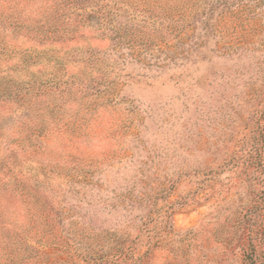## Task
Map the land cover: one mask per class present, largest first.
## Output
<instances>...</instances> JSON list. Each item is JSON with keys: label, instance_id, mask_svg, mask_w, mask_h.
I'll return each instance as SVG.
<instances>
[{"label": "rangeland", "instance_id": "374dc122", "mask_svg": "<svg viewBox=\"0 0 264 264\" xmlns=\"http://www.w3.org/2000/svg\"><path fill=\"white\" fill-rule=\"evenodd\" d=\"M135 1L176 31L119 47L109 103L49 133L42 172L41 155L16 160L20 184L0 171V264H92L123 242L134 264H242L216 226L250 209L252 181L264 187V166L246 165L264 152V0ZM44 3L0 0V12L23 20ZM178 236L172 253L162 240Z\"/></svg>", "mask_w": 264, "mask_h": 264}, {"label": "trees", "instance_id": "16d2710c", "mask_svg": "<svg viewBox=\"0 0 264 264\" xmlns=\"http://www.w3.org/2000/svg\"><path fill=\"white\" fill-rule=\"evenodd\" d=\"M195 1L184 0V4ZM206 2L209 10L217 3ZM221 2L226 4V0ZM121 3L136 12L129 13ZM44 4L24 11L23 20L22 14L0 12V121L5 116L10 119L0 124V171L13 174L6 183L23 181L15 176L21 166L16 161L19 158L41 155L33 173L46 168L45 157L53 151L45 138L63 121L81 122L109 103V95L116 89L110 72L123 59L120 46L133 54L145 40L171 38L177 29L173 22L159 28L151 24L134 0H45ZM140 14L145 17L138 18ZM114 53L117 58L112 60ZM12 139L15 145L4 143ZM251 154L254 161L246 164L248 168L256 160L254 167L264 166L259 146L254 145ZM27 181L24 179V185L31 183L30 187L40 184ZM252 185L250 209L241 219H226L225 228L216 226V233L242 264H264V222L260 221L264 187H255L254 181ZM184 240L178 236L162 242L170 252L179 253L182 246L176 244ZM101 255L92 264H134L139 257L127 242Z\"/></svg>", "mask_w": 264, "mask_h": 264}]
</instances>
